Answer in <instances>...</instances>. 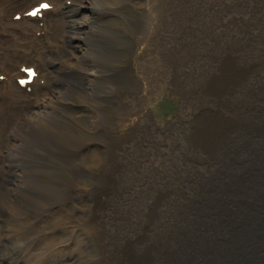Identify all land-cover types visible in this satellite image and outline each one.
I'll return each mask as SVG.
<instances>
[{"label": "bare ground", "instance_id": "bare-ground-1", "mask_svg": "<svg viewBox=\"0 0 264 264\" xmlns=\"http://www.w3.org/2000/svg\"><path fill=\"white\" fill-rule=\"evenodd\" d=\"M46 2L53 13L27 16ZM78 2L0 0V253L26 248L25 264L57 255L64 264H264V0L145 4L140 34H129L124 44L143 55L137 74H123L128 81L116 97L113 123L121 129L102 130L109 138L105 154L92 161L97 182L84 188L90 176L80 180V169H68L74 162L52 135L49 117L31 118L33 107H54L40 103L48 77L42 80L38 68H69L53 57L58 44L38 61L32 46L53 37L63 45L51 20L59 25L71 10L77 13ZM230 10L242 16L222 20ZM200 13H209L215 26L204 45L193 35L202 31ZM33 23L39 27L32 31ZM157 23L167 43L150 34ZM100 39L108 42L106 32ZM99 50L109 52L104 45ZM98 54L91 63L103 78L112 67ZM31 68L37 77L22 85ZM84 76L90 87L62 77V100L75 89L94 97L99 83ZM32 88L42 90L35 102ZM160 88L188 104L164 127L149 108ZM60 150L56 157L67 169L51 162ZM10 156L11 174L4 164ZM12 230L16 244L7 240ZM41 240L45 245L35 249Z\"/></svg>", "mask_w": 264, "mask_h": 264}, {"label": "rangeland", "instance_id": "rangeland-1", "mask_svg": "<svg viewBox=\"0 0 264 264\" xmlns=\"http://www.w3.org/2000/svg\"><path fill=\"white\" fill-rule=\"evenodd\" d=\"M70 1L72 2V0ZM73 1L76 2V0ZM80 1L83 3L78 2L77 6H82V8H79L77 13L71 10L69 13H67L64 19H61V23L59 25L57 21L53 22L51 20V24L53 25L52 29L55 30L54 36L61 38L63 45L59 40L53 37L54 39H50L45 44L44 41L37 40L35 46H32L34 48L32 60L38 61L40 58L44 59L45 56L53 54V47L51 44H58L60 46L59 50L53 54V57L58 59L61 58L62 60L66 61L69 68L64 73L56 72L59 70V68H51L52 66L48 69L45 66L38 68V70H42V74H45L42 76V80L48 77L46 82L47 86L44 85L46 86V92L40 103H44L45 105L50 104V106H53L54 104V107L48 109L47 111L44 110L42 105L41 107H33L32 111L34 110V114H31V118L38 120L39 118L45 116L49 117L52 135L65 143L64 147L66 148L71 161L74 163L71 164L69 168L68 165H60L61 163L56 156L60 153H63L64 150L56 151L55 156L51 159V162L63 166L66 169H71L72 167L80 169L81 172L78 176V179L80 180H82L81 174L90 176L89 183L82 182V188H84L97 182L96 176L98 170L92 164V161L98 156L101 157L102 154H105L106 149L103 147L105 146L106 140L109 138L108 135H101V132H103L102 130L105 128H107L105 129L106 131L109 129L113 130V128H115L116 131H118L117 128L121 129V126L118 122L113 123L115 110L114 106L117 101L116 97L118 96L119 92L122 91L123 84L127 83L128 81V77L123 74H125V71L128 70L137 74L139 72L138 60L143 55L142 48H132V45L126 46L124 44L126 43L125 41L129 39V34L134 37H137V34H140V30L143 26L142 23L145 17V4L151 3L152 0ZM226 2L229 3L228 1ZM54 7H56L55 2ZM69 7L73 6L69 5ZM207 15H209V13H207L205 16L202 13L199 14L201 23L200 27L202 31L199 32L198 35L196 32L193 34L200 38L202 45H204L205 42V35H211L215 27ZM230 16H242V14L238 11L230 10V12L224 16L221 15V18L222 20H225ZM171 21V19L168 20V22ZM33 24L32 31L33 28L38 29L39 27V23ZM157 26L158 23L149 27L150 34L152 37L157 38L159 43H167L166 36L158 35V32L156 31ZM103 32H106V41L108 42L102 41L100 39V34ZM30 33L31 32H29V34ZM34 37L35 35L33 34V39ZM189 39L191 40V37ZM151 43L157 49H164L163 45L159 46L155 42ZM100 45H104L105 47L107 46L109 52L104 53L103 51H100ZM140 46L143 47L145 45L143 43ZM148 50L150 49L146 48L145 52L151 56L150 53H147ZM97 52H99L98 55H103L104 58L109 62L108 66L112 67L109 70L108 75L106 74L107 76L103 78L96 73L98 70L94 69L91 63L92 57L97 54ZM127 61L130 62V67L127 64ZM54 64L56 63L54 62ZM59 65L60 63H58L56 66L59 67ZM82 72L88 73L90 75L89 78L95 79L99 83L98 85H95V89L97 88L98 90L90 91L94 97H89L88 93H81L78 89H75L71 94V97L70 95L67 97V102L65 99L62 100V98L65 97L64 94H67L66 91L61 87L62 83L64 82L62 80L63 76L69 78V81L75 79V81L79 83L76 84V86L80 85L82 88H85V86L87 87L90 85L88 79H83L85 76ZM112 79L118 81H112ZM184 81L186 80L183 78V82ZM65 84L67 83L65 82ZM44 86L41 88H44ZM32 90L33 93L31 94V98L35 102V98L39 99V97L42 96V90H38L37 88H32ZM36 93L40 96H38ZM77 93L81 94V96H79ZM83 97L84 99H82ZM187 107L188 104L181 96L174 95L165 88H160L157 90L149 106L155 120L162 127L169 125L171 122H176L173 121V119L175 117L178 118V115L184 112ZM94 126L98 128V132L95 130ZM100 149L101 151L98 152ZM12 157L10 156V158L7 160V163H4L8 169H11L9 170L10 174L16 166L15 159ZM87 189L88 187L82 191H86ZM2 194L3 193H0L1 198L3 197ZM5 200L8 201V198H5ZM5 216L6 215H3L2 219L6 221L7 217L4 218ZM18 236L19 234L12 230V232L8 234L7 240L11 244H16L18 242ZM44 245L45 244L42 240L37 241L34 243V248L39 249ZM25 249L26 248L18 249L16 251H2L0 253V264L27 263L28 260L24 258V255H26L24 253ZM45 264H64V262L62 257L57 255L51 256Z\"/></svg>", "mask_w": 264, "mask_h": 264}, {"label": "snow or ice", "instance_id": "snow-or-ice-1", "mask_svg": "<svg viewBox=\"0 0 264 264\" xmlns=\"http://www.w3.org/2000/svg\"><path fill=\"white\" fill-rule=\"evenodd\" d=\"M44 7H47V5H44Z\"/></svg>", "mask_w": 264, "mask_h": 264}]
</instances>
